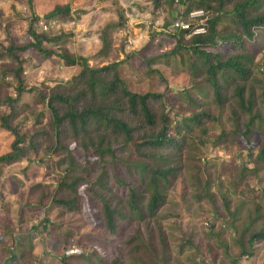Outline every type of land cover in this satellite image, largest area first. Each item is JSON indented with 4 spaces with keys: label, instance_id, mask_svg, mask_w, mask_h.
<instances>
[{
    "label": "rangeland",
    "instance_id": "obj_1",
    "mask_svg": "<svg viewBox=\"0 0 264 264\" xmlns=\"http://www.w3.org/2000/svg\"><path fill=\"white\" fill-rule=\"evenodd\" d=\"M60 7L64 12L56 13ZM183 10L178 0L161 2L159 7L153 0H32L31 4L29 0H0V118L13 115L9 119L12 127L26 135L23 158L0 171V234L9 228L15 236L32 238L26 257L13 264H60L53 253L80 254V245L92 250L98 242L111 237L106 228H95L83 214L54 204L55 198L72 193L68 189L59 190L71 180H77L79 204L91 197L93 191L88 188L93 181L85 175L84 164L88 161L77 158L76 167L69 171L67 158L61 150L52 147L56 139L50 129L49 98L58 91L76 94L77 89L59 88L70 86L83 70L80 61L68 65L63 55L84 57L92 68L118 63L121 77L133 92L168 90L170 100L177 101L180 94L176 91L187 87L199 100H206L208 92L199 94L203 81L193 80L187 65L182 63L183 59L189 61L192 57L188 49L182 50L179 57L166 55L177 45L170 35L177 33L171 29V23L182 18ZM35 17H38L37 22ZM40 21L47 26L46 30ZM189 21L192 20L189 18ZM31 28L46 36L47 39H40L41 46L50 51V55L40 53L31 45L35 42ZM103 38H106L107 48ZM189 40L186 36L184 43ZM263 45L264 40H261L259 47ZM259 53L258 60L264 59V51ZM20 65L26 90L19 97L15 71ZM172 110L175 114L189 113L186 107ZM217 112L219 120L207 125L209 130L203 149H196L199 132H193L194 138L185 151V162L180 163L182 169L171 180L169 197L173 201L161 208L156 219L147 222L157 258L164 250L178 255L183 249V255H178L182 258L181 264H225L221 256L214 258L207 250L209 240L204 233L209 230L207 221L225 214L221 194L228 195L232 207L252 196L254 199L245 202L251 209L260 202L255 198L262 199L258 197L261 194L264 197V168L240 135L229 134L235 130L230 106ZM237 128L242 130L241 125ZM42 129H45L44 135L39 133ZM224 132L228 135L222 140ZM14 139L15 136L0 125V155L11 150ZM108 143L119 157L128 156L120 139L109 137ZM68 146L80 151L83 148L82 143L73 138H69ZM253 149L257 152L256 147ZM112 169H116L115 164ZM71 175L76 177L69 179ZM238 182L241 183L237 185ZM200 191L205 192V197H194ZM199 206L203 210L198 209ZM215 225L216 230L225 229L221 220ZM70 229L74 235L62 238L63 232ZM225 234L224 238H230L227 230ZM85 236H88L87 242ZM8 237L10 235L4 245H0V264H5V258L11 255L7 251L16 249ZM189 238L193 247L186 242ZM21 244L27 246L22 240ZM8 246L5 251L4 247ZM124 256L127 263L147 260L154 264L150 262L148 251L143 255L126 249ZM238 264H264V242L256 245L253 257H244Z\"/></svg>",
    "mask_w": 264,
    "mask_h": 264
},
{
    "label": "trees",
    "instance_id": "obj_2",
    "mask_svg": "<svg viewBox=\"0 0 264 264\" xmlns=\"http://www.w3.org/2000/svg\"><path fill=\"white\" fill-rule=\"evenodd\" d=\"M165 1L153 0L158 7ZM178 1L184 6L182 20L188 21L189 13L194 9L206 11V32L190 35L194 28L202 25L191 21L190 31L170 33L177 45L166 55L179 57L182 50L188 49L192 57H188L189 61L183 59L182 63L187 65L193 80L203 81L199 94L208 92L206 100H199L187 87L176 91L180 94L178 102L170 100L168 90L133 92L121 77L118 63L92 68L84 57L63 55L68 65H76L80 61L83 70L70 86L59 88L77 89L76 94L58 91L49 98L50 129L56 139L52 147L61 150L67 158L69 171L76 167L77 158L88 161L84 164L85 175L93 181L88 186L93 191L91 197L79 204L81 195L76 193L77 180H71L68 185L62 184L59 190L68 189L72 193L55 198L54 204L83 214L95 228H106L111 237L98 242L92 250L80 245V254L53 253L60 264H149L147 260L127 263L126 249L143 255L148 251L151 253L150 262L154 264H181L182 258L178 256L183 255L181 246L178 255H170L164 250L160 257L155 256L157 250L147 222L151 218L156 219L161 208L173 201L169 197L171 180L182 169L180 163L185 162V151L194 138L193 132H199L196 149H203L209 130L207 125L210 121L219 120L218 110L221 113L230 106L235 130L229 134L240 135L249 145V152L264 168V59L258 60L259 52L264 51V45L259 47L264 40V0ZM29 2L31 4L32 0ZM58 12H64V8H57ZM35 20L37 22L38 17ZM31 33L35 41L31 45L40 53L50 55L51 52L41 46L40 39H47L46 36L32 28ZM186 36L190 37L188 43H184ZM103 43L107 48L106 38H103ZM22 72L23 66L20 65L15 71L19 97L26 90ZM181 107H186L189 113L175 114L172 110ZM12 117L1 115L0 118L1 127L15 136L11 150L0 155V171L2 167L20 161L25 152L26 135L12 127L9 122ZM239 125L242 130L237 128ZM39 133L44 135L45 129ZM222 135L224 140L228 133ZM109 137L123 142L128 150L127 157L117 155L108 143ZM69 138L82 143L81 151L69 149ZM254 147L257 152H254ZM112 164L116 169H112ZM74 177L71 175L69 179ZM194 197L201 199L205 192L200 191ZM258 197L262 199L255 198L260 202L251 209L245 202L254 199L252 196L232 207L228 195L221 194L225 214L215 215L214 221H207L209 230L204 232L209 240L207 250L214 258L221 256L225 264H238L244 257L255 255L256 245L264 242V197L262 194ZM200 208L203 210L202 206ZM219 220L225 229H214ZM226 230L230 238L223 237ZM7 235H10L8 239L16 249L7 251L11 255L5 258L4 263L13 264L26 257L32 238L29 235L15 236L14 231L7 228L0 234V245H4ZM72 235L73 230H66L62 238L69 239ZM21 240L27 246L22 245ZM186 242L194 246L191 238ZM10 246L4 247L5 251Z\"/></svg>",
    "mask_w": 264,
    "mask_h": 264
},
{
    "label": "built area",
    "instance_id": "obj_3",
    "mask_svg": "<svg viewBox=\"0 0 264 264\" xmlns=\"http://www.w3.org/2000/svg\"><path fill=\"white\" fill-rule=\"evenodd\" d=\"M206 11L204 9H194L189 13V18L192 21H198V25L196 28L193 29V31L190 33L192 34H203L206 32V28L204 25V22L206 20ZM40 25L46 30L47 26L44 24L43 21H40ZM192 28L191 21H185L182 19L174 20L171 24V29L174 31L184 30V31H190ZM189 35V36H190Z\"/></svg>",
    "mask_w": 264,
    "mask_h": 264
}]
</instances>
